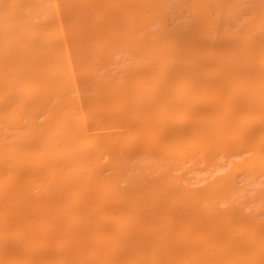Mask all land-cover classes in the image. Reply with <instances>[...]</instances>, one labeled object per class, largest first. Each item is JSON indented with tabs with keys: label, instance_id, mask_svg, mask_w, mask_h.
<instances>
[{
	"label": "rangeland",
	"instance_id": "374dc122",
	"mask_svg": "<svg viewBox=\"0 0 264 264\" xmlns=\"http://www.w3.org/2000/svg\"><path fill=\"white\" fill-rule=\"evenodd\" d=\"M3 1L0 0V5ZM37 1L48 3L49 11L34 17L31 23L48 28V39L58 43L62 55L68 56L67 67H71L78 87L82 123H75L67 137L73 139L85 130L92 135L94 144L105 142L102 146L106 152L104 161L111 152L122 147L132 168L138 167L141 160L137 151L144 137L150 136L151 118H158L163 111H173L180 100H185L193 113L212 117L210 124H219L236 115L232 112L237 108V98L246 100L251 96L247 80L238 81L242 92L230 98L227 104L222 103L226 88L218 85L210 90L208 84L205 88L201 85L202 77L211 81L221 78L219 74H205L208 65L228 45V33L239 35L240 26L250 16L241 12L235 3L230 5L231 10H239L242 21H237L235 14L219 16L224 31L220 37H214L200 21L192 29V41H188L179 33L177 25L184 19L198 21L209 12L214 17L215 13L208 10V6H193L194 12L188 16L177 8L180 0H167L166 4L162 0ZM226 1L212 0L213 3ZM260 12L256 9L252 14ZM24 22L26 20L15 22L5 29L0 27V39L16 34ZM250 35L251 38L241 44L243 51L264 42V28L253 30ZM38 37L35 31L30 39L28 59L20 61L10 75L4 71L10 59L0 53V111L8 117L11 116L8 108L14 101L10 93L23 80L28 81L26 93L32 101L51 93L48 76L58 73L60 63L57 56L49 57L46 61L53 67L51 73L45 71V65L40 72L31 71L42 52ZM129 43L139 45L137 56L123 60L119 55H115L114 60L107 58L110 44ZM98 52V72L109 68L115 79L97 91L89 84L85 67ZM234 54V50H229V60L218 73L235 64ZM152 57L161 59L162 64L151 69L148 62ZM143 60H147L146 65L141 63ZM189 64L198 65L200 70L188 73ZM178 66L188 71L177 69ZM170 74L181 84L179 90L167 89ZM134 79H138V83L134 84ZM150 82L157 86L155 91L146 89ZM124 85L139 88L135 101L134 98L127 103L120 100L119 92ZM155 98L159 113L157 104H152ZM39 101L33 102L38 104ZM32 108H38L37 120H41L45 109ZM256 115L248 118L250 124L261 122ZM188 125L189 120L177 122L180 128ZM217 128L224 129L215 130L211 135L222 142L223 150L219 153L213 149L199 152L197 158L176 169L170 165L158 167L153 159L142 174L135 178L125 176L116 185L111 184L109 173L101 166L88 167L85 180L78 181L66 172L64 164L69 156L59 154L53 158L52 149L48 153H35L25 147L32 146L31 141L24 144L23 150H14L10 148L11 138L0 136V264H77L78 259L82 264H118L121 252L135 247L137 252L122 256L125 263L261 264L264 259V170L258 177L246 175L241 167L237 175L232 174V164L240 163L250 153L234 154L237 150L230 149H234L231 144L236 135L231 126ZM171 129L172 123L162 125L153 133L155 139L149 140L145 147H158ZM113 139L120 141L119 144L110 143ZM189 147L196 150L199 146L191 143ZM91 151L92 148L84 146L76 155L86 158ZM51 162L58 165L51 166ZM228 173L234 181L228 195L216 199L215 203H205L199 211L200 202L190 200L191 193H199L216 177ZM188 181L192 182L193 190L166 203L165 191ZM113 222L122 223L124 235L118 239L121 240L118 244L110 245L108 235L111 236ZM84 225L99 239L97 247ZM225 236L234 241V248L224 240ZM23 238L27 239L28 246L19 249ZM108 248L112 251L109 255L105 252ZM47 249L49 254L45 258L34 251ZM241 249H251L250 254ZM135 255L138 257L132 261Z\"/></svg>",
	"mask_w": 264,
	"mask_h": 264
},
{
	"label": "bare ground",
	"instance_id": "6f19581e",
	"mask_svg": "<svg viewBox=\"0 0 264 264\" xmlns=\"http://www.w3.org/2000/svg\"><path fill=\"white\" fill-rule=\"evenodd\" d=\"M163 4H166L167 0H162ZM232 3L241 8V12L247 13L250 16L246 18L244 25L240 26L239 35L235 33H228L227 41L228 45L220 52L216 57L212 58L209 68L206 70L205 74L216 75L219 74L221 78L217 80H208L202 77L203 87H207V84L211 89L218 88L217 86H223L226 88L224 92L225 95L222 99L223 104H227L229 99L232 97H237L242 92V86L238 83L241 80H247V85L251 96L244 100V98H237V108L232 112L233 115L230 119L222 121L221 123H212V117L204 114L200 116L193 113L191 106L185 102V100H180L176 104V108L173 111H163L160 112V107L157 103V99L152 100L154 106H158V118H151L149 122L148 135L153 136V133L158 131L162 125L172 123V129L161 139L160 145L149 149L145 147V144L149 140H154L150 136L144 137L141 147L137 151L140 153L141 163L138 167L129 164L128 155L123 150L122 147L117 148L115 151L111 152L106 161L103 157L106 156V152L103 150L102 146L104 143L94 144L92 135H89L85 130L83 134L76 135L75 138H68V133L71 127L82 123V118L79 116L80 105H79V93L76 81L74 79V73L70 68L67 67L68 56L62 55L61 50L59 51L58 43L50 41L48 39V28L41 26V24H32L31 20L34 17H39L42 13L49 11V4L37 1V0H4L0 5V27L5 29L13 25V23L18 21H25L24 25L20 30L14 35H6L0 39V53L3 58H8L9 64L6 65L4 70L6 74L10 75L16 68L17 64L22 60L28 59V54L31 50L30 39L33 33L36 31L39 34L38 42L42 47L41 55L39 56L38 63L34 65L31 71L40 72L41 66L45 65V71L51 73L53 67L46 60L50 57L57 56L58 66L57 74H50L48 79V88L51 93H44L38 98L39 103H34L33 100L27 95L26 88L28 86V81L23 80L17 89H13L10 95L14 98L13 105L8 108L10 117L0 111V136L4 138H11L10 148L16 150H23L24 144L30 141L32 146H25L26 148L32 149L35 153H48V150L53 151L55 156L58 157L59 154H64L69 156L65 165L66 172L71 173L75 179L78 181H84L85 174L88 167L101 166L109 173L111 179L109 180L112 185H116L125 176L130 178H135L138 174L143 173V169L149 168L153 159H156V165L158 167L162 166H172L174 169L179 168V165L185 162L197 158L199 152H203L208 149L216 150L220 152L223 150L222 142L219 139H213L212 134L215 130L222 128H217L222 126L223 128L231 126L232 131L236 135V140L231 146L237 150V153L249 152L248 157L243 158L242 161L235 162L232 164V174L237 175L241 169L248 176L258 177L262 174L264 170V42H261L250 49L249 51L242 50V43L246 42L251 38L250 33L253 30H261L264 28V0L263 2L256 4L254 2L247 3L242 0H228L226 2H215L212 0H180L176 3L179 10L185 11L189 16L194 12L193 6L206 7L208 10L212 9L215 16L212 13L205 14V16L200 20L195 19H184L177 26L179 33L185 35L188 41H192L191 33L193 27L200 21H202L207 27V30L212 33L214 37H220L223 34V28L221 27V22L218 17L229 13V15H234L237 21H242L241 15L238 13L239 10H231ZM256 9H260V13L252 14ZM34 31V32H33ZM139 45L135 43H129L128 45L122 44H110L106 50V55L109 60H114L115 55H119L121 60L128 59L130 56H137ZM236 49V50H235ZM229 50H234V61L235 64L221 73V66L229 60L228 52ZM59 53V54H57ZM99 52L94 56L95 58L88 62V66L85 67V71L88 74V82L91 87L95 90H100L104 88L106 84L110 83L115 79L114 73L111 72L109 68L105 71L99 73L96 67V58H98ZM140 58V57H139ZM141 63H147V60H143ZM151 69L156 68L158 65L162 64V60L159 58L152 57L148 62ZM177 69L186 70L188 73H197L200 67L196 64H189L188 69L185 67L178 66ZM120 69H118L119 71ZM177 77L170 74L167 82V89H172L173 91L179 90L181 84L176 81ZM138 83V79H134V84ZM157 86L152 82L146 85L148 91H155ZM141 89V88H140ZM139 91L137 86H126L124 85L121 89L120 100L125 103L129 102L134 98V101ZM74 92L73 94H71ZM134 93V97H132ZM2 99V94L0 90V100ZM230 103V101H229ZM34 106H41L45 111L42 114V119L37 120V110L32 108ZM137 108H139L138 105ZM74 109L75 111H71ZM49 111V112H47ZM210 112V111H206ZM74 113L78 117L74 116ZM163 114V115H162ZM254 114H258L260 117V123L250 124L248 118ZM258 115H256L258 117ZM189 125L186 128H180L177 126L179 121H188ZM209 126L208 129L204 130V127ZM216 128V129H215ZM224 130V129H222ZM59 139V140H58ZM120 141L113 139L110 143L115 146L119 144ZM191 143L197 144L198 149L194 150L189 147ZM88 146L92 148L89 155L86 158L77 157L76 153L84 147ZM57 155V156H56ZM52 158V159H53ZM55 160V159H54ZM51 166H57L58 164L51 162ZM107 176V175H106ZM103 175V177H106ZM233 178L230 174L216 177L211 181L206 187H204L199 193L192 192L189 197L190 200L195 202H200L199 211H202L204 204L208 202H216L218 198H224L228 195L230 188L232 187ZM192 182L188 181L185 185H180L176 187H169L164 193V200L166 203H170L173 200L179 199L187 191H192ZM216 205V204H215ZM121 222H113L110 228V233L108 238L110 240V245L118 244L123 237L124 232L121 228ZM86 228V233L91 239L94 246L97 247L99 239L90 233V230ZM224 240L227 243L234 244V241L229 237L225 236ZM28 246L27 239L23 238L20 240L19 249H26ZM111 248V247H110ZM234 248V245L233 247ZM244 253L245 249H241ZM251 249H246L245 252L250 254ZM39 256L44 257L49 254V250L38 251L34 250ZM138 249L135 247L132 251L121 252L117 258L118 264H130L125 263L124 255L131 252H137ZM42 252V253H39ZM106 254H110L112 251L108 248L105 249ZM112 257V256H111ZM109 257V258H111ZM138 255H135L131 260H136ZM251 257V256H250ZM59 264H64L63 262ZM77 264H82V261L78 259ZM98 264V263H92ZM112 264V263H111ZM116 264V263H113ZM261 264H264V259Z\"/></svg>",
	"mask_w": 264,
	"mask_h": 264
}]
</instances>
